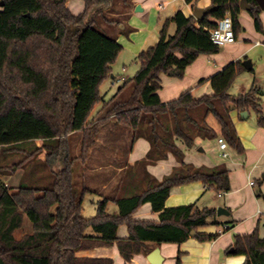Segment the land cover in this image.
Wrapping results in <instances>:
<instances>
[{
  "label": "trees",
  "instance_id": "trees-1",
  "mask_svg": "<svg viewBox=\"0 0 264 264\" xmlns=\"http://www.w3.org/2000/svg\"><path fill=\"white\" fill-rule=\"evenodd\" d=\"M81 1L83 11L73 14L67 0H0V149L42 141L34 152L45 150L40 165L50 168L52 181L49 187L20 182L11 190L13 187L3 180L4 171L10 167L0 166V264H113L109 258L80 257L77 253L115 244L127 263L141 250L147 252L145 243L182 244L191 232L198 241L213 239V235L198 234L197 230L218 224L214 209H198L195 204L165 208L164 202L172 187L191 182L201 181L215 193H227L228 171L223 165L197 168L183 162L184 152L177 142L191 148L196 139L215 140L219 136L242 153L231 111L252 109L257 123L264 122L256 88L228 95L234 78L245 71L239 61L229 63L209 79L211 95L195 98L186 90L165 104L157 94L161 89L159 74L171 72L181 78L199 54L219 51L209 33L217 21L228 14L235 37L240 33V0H210L215 9L201 20L177 11L165 21L157 43L136 56L137 72L107 100L100 89L111 76V66L122 46L97 29V19L122 24L120 18H108L113 12L107 14L119 0ZM184 1L194 8L198 0ZM247 1L252 6L248 13L260 32V9L256 0ZM171 23L175 26L172 36L167 34ZM129 31L125 28L123 33ZM128 87L132 88L129 96L117 101ZM98 106L101 108L95 120L91 115ZM111 116L133 131V140L143 138L149 144L147 160L138 166L165 160L168 154L181 164L136 196L116 199L118 215L106 211L108 199L104 198L97 202L96 214L85 218L82 203L89 190L85 186L77 190L75 165L87 159L99 129ZM209 116L215 118L219 135L208 126ZM73 133L81 136L80 154L70 157L66 141ZM34 152L26 155L19 167L12 164L11 171L22 169L25 173L28 166L30 172L36 170L37 164L25 163L34 158ZM55 154L61 165L56 170L51 165ZM146 203L158 213V221L131 219ZM121 224L129 235L118 239ZM89 228L92 233L88 234ZM231 250L245 257L243 264H264V233L262 237L257 230L235 235Z\"/></svg>",
  "mask_w": 264,
  "mask_h": 264
},
{
  "label": "crops",
  "instance_id": "crops-1",
  "mask_svg": "<svg viewBox=\"0 0 264 264\" xmlns=\"http://www.w3.org/2000/svg\"><path fill=\"white\" fill-rule=\"evenodd\" d=\"M119 1L122 2V0ZM119 1L116 3L114 10H107V14L113 12L109 15L112 17L118 16L122 20V24L118 25L116 32L108 36L117 40L122 46L121 51L129 52L133 60L141 52L157 43L159 32L165 21L170 19L177 11L180 10L185 17H192L195 7L207 8L211 6L210 0H198L194 8L186 4L184 0H124L126 4ZM66 5L73 14L81 13L84 7L81 0H67ZM137 6L141 8L140 11H136ZM248 11L240 9L238 20L241 30L233 43L218 46L219 51L217 53L199 54L197 59L186 68L181 76V78H185L186 83L178 82V77L170 74V72L159 74L161 89L157 94L162 103L166 104L176 99L186 90H190L195 98L211 95L212 88L209 79L214 74L227 67L229 63L237 61L242 63L248 59L251 68L247 70L244 67L245 71L234 78L229 87L228 95L245 94L252 87L256 88L258 90V110L264 118V9L259 11L261 30L260 32L256 31L254 26V31L257 34L253 41H250L249 36L242 32L243 14ZM146 14L147 16H145ZM252 21L254 25L253 18ZM125 28L130 29L128 34L123 33ZM174 32L175 26L171 23L167 28V34L172 36ZM255 42L260 44L256 45ZM117 61H119V56ZM117 61L111 66L112 74L109 79H111L113 85L116 83L122 85L124 81L131 79V74L121 75L120 72L126 73L127 67L122 61L119 62L118 68L115 67ZM138 69L137 66L132 71L136 73ZM117 71H119V74L115 78L113 73L115 74ZM246 73H252V77L249 78L250 75H245ZM234 85L236 86L231 91L230 89ZM130 88L125 91H129ZM100 108L101 106L96 107L91 117H94ZM243 112H247L246 118L240 116L242 112L231 111L230 113L240 144L243 147L242 153H238L227 144V156L223 158V152L217 142L219 136L215 140L196 139L194 146L191 148L177 142V146L184 152L183 162L197 168L200 166L214 168L223 165L228 171L229 190L227 193H215L213 189L201 181L191 182L172 187L168 198L164 202L165 208L195 204L198 209H214V221L218 224L201 227L197 230L198 234L213 235V239L198 241L195 237H190L182 244L158 245L156 243H145V247L148 248L147 252L141 250L127 263L120 256L116 244L90 248V250L78 252L77 255L87 258H109L113 260V264H150L146 255L154 248H159L160 254L164 258V264H177L178 258L179 264H243L245 261L244 256L230 252L234 243V236L248 235L255 230L258 231L260 237L264 233V180L262 179L264 177V122L262 125L257 123V114L252 109H246ZM210 117L212 116L207 118V124L215 129L219 135V126L213 117L215 124L209 123ZM105 127H110L113 134H120L119 137H116L115 147L123 148V150L118 149L117 151H110L111 153H105L103 151L105 149V146H103L104 141H95L98 148L103 151L98 154L99 161L101 162V157L105 156L104 161L95 167L91 166L89 169H87V164L84 165L82 169L85 168L87 173L84 174L83 170L81 171V180L82 186L89 190L84 195V200L86 195L91 194L94 212L97 202L107 198L106 211L111 215H118L116 199L136 196V194L145 191L153 182H161L181 163L172 154H168L165 160L138 166L139 162L147 160V154L150 150L147 141L143 138L133 140L132 130L113 122L103 125L98 136L101 135V131ZM95 146L93 147L96 148ZM96 149H93V157H95ZM13 176L16 177L14 182L18 184L19 177L15 173ZM91 177L98 178L99 184L95 188L87 186L88 178ZM249 179L254 180L255 185L253 187L248 185ZM139 180L144 183L140 191L136 190ZM217 208H223V213L217 215ZM131 219L158 221V213L153 212L150 204L146 203L137 208ZM89 229L88 234L92 233V229ZM128 235V228L121 224L117 230V238H127Z\"/></svg>",
  "mask_w": 264,
  "mask_h": 264
},
{
  "label": "rangeland",
  "instance_id": "rangeland-1",
  "mask_svg": "<svg viewBox=\"0 0 264 264\" xmlns=\"http://www.w3.org/2000/svg\"><path fill=\"white\" fill-rule=\"evenodd\" d=\"M1 8H2V6H0V10H1ZM145 16H147V14ZM108 18L116 20L119 17L118 16H116V17L108 16ZM242 19H243L242 20L243 21V23H242L243 31L242 32H243V34L245 32L249 36V38H250L249 40L253 41V38L255 37L257 32L254 31V25H253L252 17L249 15L248 12L247 13L244 12ZM97 20H98L97 21L98 22L97 29L99 31H101L103 34L110 35V34H113L114 32H116L118 25L109 24L105 20H103L102 17L98 18ZM131 57L132 56L129 54V52L123 50L121 52V54L119 55V61H117L118 63L115 67L118 68L119 62H121V61L124 62V64L127 67V71H126V73L120 72V74L123 76L131 74L130 77L132 78L133 75L135 74V72L132 70L134 67L137 68L138 64L136 63L137 62L136 58H135V60H133V58H131ZM131 72H133V73H131ZM118 74H119V71H117L115 74L113 73L115 78H117ZM245 75H250L249 78L252 77L251 76L252 73H246ZM169 78H171V77H169ZM177 79L179 80L178 82L186 83L185 78H181V79L177 78ZM102 84L103 85L101 86L100 91H101V94L104 95L105 100L114 96L118 92L119 87L121 86V84H119V83H116L113 85L111 79H109V78L106 81H104ZM235 86L236 85H234L232 87V89H230V90L233 91ZM131 89L132 88H130L129 91L124 90L121 94H119L118 98H116L117 101L127 98L131 92ZM105 112L106 111H103L102 114L99 115V117H102ZM94 117H95V120L98 119L97 118L98 116L94 115ZM108 122H113V123L117 124L114 116L109 117L105 124H107ZM209 123H211L213 125L215 124V122H213L212 117L209 118ZM105 124H103V125H105ZM103 125H102V127H103ZM100 130H101V128L99 129L98 132H100ZM98 134L95 138V141H102V142L104 141L103 146H105V149L103 151L105 153H111V152L117 151L119 149L118 147H115V146L117 143L116 137H119L120 134H118V133L113 134L110 127L109 128L105 127L101 131L100 136H98ZM116 134H118V135H116ZM80 137L81 136L78 133H73L67 137L66 143H67V146L69 148L70 157L71 156L72 157L78 156L80 154V148H79ZM41 144H42V141L39 140L36 142H26L23 144L12 146V147H7L5 150L0 149V166H7V167L9 166L10 167V169L8 171L7 170L4 171L5 174L3 176V180L5 182H9L10 186L13 187L11 190H14L15 187L17 185H19L20 182L21 183H24V182L30 183V184H33L37 187H40V186L41 187H49L51 185L52 181H51V176L49 174L50 168L47 165L46 166H44L42 164L40 165V161H43V158L46 154L45 150L40 149L39 152H37V153L34 152L36 150L35 148H39L41 146ZM97 145L98 144L93 145L97 149L94 148L93 146L91 147V150L88 153L87 159L84 162H82V163L79 162L77 165H75L73 180H74V183L77 187V190H79V191L82 188V180H81L82 179V177H81L82 172L81 171L83 170L84 174L87 173V170H85V168L82 169L83 166L87 164L86 165L88 167L87 169H89L91 166L95 167L96 165H99L100 163H102L104 161L105 156L101 157V159H102L101 162L99 161L100 159L98 157V154L99 153L101 154L103 151L100 148H98ZM93 149H96L95 157L92 156L94 153ZM119 150L122 151L123 148H121ZM33 152H34V158H32V160H26L25 163L27 164L28 161H32L29 163L34 164V165L37 164L36 170L33 169L32 172H30L29 168H28L29 166L27 164L28 167L25 168V173L22 169H18V171H16V172L11 171L12 164H15L17 167H19L18 166L19 162H21V160L23 162V158H25V156L28 155L29 153H33ZM57 159H59V158H58V156H56V154L53 155V157L51 158V165L53 166L54 170L59 169L61 167V165H60L59 161H57ZM14 173L19 177L18 184L16 182H14L15 181L14 179L16 178L15 176H13ZM90 180H91V182H90ZM98 184H99L98 178H93V177L88 178L87 186H89V188H95V186H98ZM143 186H144L143 181L140 182V180H139L138 187L136 188V190L140 191L143 188ZM90 195L89 194L86 195V198H85L83 206H82L83 216L86 218H89V216L95 215V212L93 211V203L91 201L93 197H91ZM25 222H26L27 226H30V222L28 219H26ZM89 230L87 231V233L89 232Z\"/></svg>",
  "mask_w": 264,
  "mask_h": 264
},
{
  "label": "water",
  "instance_id": "water-1",
  "mask_svg": "<svg viewBox=\"0 0 264 264\" xmlns=\"http://www.w3.org/2000/svg\"><path fill=\"white\" fill-rule=\"evenodd\" d=\"M256 3L260 9H262V10L264 9V0H256ZM0 6H2V2H0ZM239 7L242 11L243 10H250L252 8V6L248 3L247 0H240ZM214 9H215L214 5H211L210 7H207V8L195 7L193 10V13H192V17L196 18L197 20H201V19L205 18V16L210 14L211 11ZM140 10H141V8L137 6L136 11H140ZM242 64L247 70H249L251 68V64H250V61L248 59L244 60L242 62ZM170 74H172V73L170 72ZM240 116L242 118H246L247 112H242L240 114ZM223 211H224L223 208H217V215L223 213ZM190 237H196V233L191 232ZM230 252H232V250H230ZM146 258L150 264H164L163 263L164 258L161 256L159 248H154L153 251H151L149 254L146 255Z\"/></svg>",
  "mask_w": 264,
  "mask_h": 264
},
{
  "label": "built area",
  "instance_id": "built-area-1",
  "mask_svg": "<svg viewBox=\"0 0 264 264\" xmlns=\"http://www.w3.org/2000/svg\"><path fill=\"white\" fill-rule=\"evenodd\" d=\"M210 40L217 46L226 45L228 43H233L235 41V33L232 29V19L229 15L224 16L223 19L217 21L216 27L209 30ZM256 45H259V42H255ZM218 145L220 146L222 153V157L225 158L227 156V144L223 141L222 138L217 139ZM248 185L253 187L255 182L253 179H249ZM222 194V193H220Z\"/></svg>",
  "mask_w": 264,
  "mask_h": 264
}]
</instances>
